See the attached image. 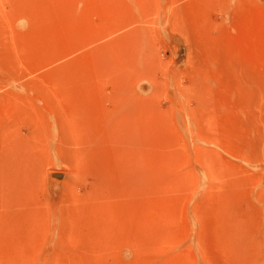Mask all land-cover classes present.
Masks as SVG:
<instances>
[{
	"label": "rangeland",
	"instance_id": "rangeland-1",
	"mask_svg": "<svg viewBox=\"0 0 264 264\" xmlns=\"http://www.w3.org/2000/svg\"><path fill=\"white\" fill-rule=\"evenodd\" d=\"M0 264H264V0H0Z\"/></svg>",
	"mask_w": 264,
	"mask_h": 264
},
{
	"label": "bare ground",
	"instance_id": "bare-ground-1",
	"mask_svg": "<svg viewBox=\"0 0 264 264\" xmlns=\"http://www.w3.org/2000/svg\"><path fill=\"white\" fill-rule=\"evenodd\" d=\"M132 11V10H131ZM34 13H36V12H34ZM79 13V12H78ZM79 15V14H78Z\"/></svg>",
	"mask_w": 264,
	"mask_h": 264
}]
</instances>
